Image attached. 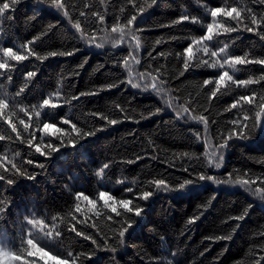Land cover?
Listing matches in <instances>:
<instances>
[{
	"label": "trees",
	"instance_id": "1",
	"mask_svg": "<svg viewBox=\"0 0 264 264\" xmlns=\"http://www.w3.org/2000/svg\"><path fill=\"white\" fill-rule=\"evenodd\" d=\"M3 3L0 264H264V0Z\"/></svg>",
	"mask_w": 264,
	"mask_h": 264
},
{
	"label": "snow or ice",
	"instance_id": "2",
	"mask_svg": "<svg viewBox=\"0 0 264 264\" xmlns=\"http://www.w3.org/2000/svg\"><path fill=\"white\" fill-rule=\"evenodd\" d=\"M54 2L57 3V4L59 5V0H54ZM9 7H10L9 3H3V4H2V7H0V13H3L4 10L9 9ZM221 11H222V9H220V8H216V9H214V10L211 12V16H212V17H216L219 13H221ZM223 11H224V15H226V16H231L232 19H234V20H236V19L239 17V12L236 11L235 9H233V10H223ZM233 11H236V15H233ZM101 19H102V18H101ZM135 19H136V17H132V19L129 20L128 23L131 24L132 21L135 20ZM238 22H239V21H238ZM251 22H252V23H256V21H255L254 18H253V20H252ZM77 27H79V25H77ZM213 28H214V25H213V24H209V25L207 26V30H208V33H209L208 39H211V38H212V37H211V33H212V31H213ZM232 30H233V29H230V28H229V29H225V31H232ZM114 31H115V29H114ZM224 50H225L224 48H221V49H220L221 52H224ZM186 51L188 52L189 56H191L192 49L189 47L188 49H186ZM205 51H207V49H205ZM5 52H6L9 56H11L12 59H14V60H16V61H23L24 59H26L25 56H23V55H18V54H16V53H14L13 50H12L11 48L6 49ZM50 55H51V56H55V55H57V53L53 52V53H51ZM212 55L215 56L216 53L213 52ZM41 59H43V58H41ZM229 63H231L232 66L235 67L236 65H240V64L248 63V61H247L245 58H243V57H239V56H237V57H234L231 61H229ZM257 63H260V64L264 65V60L257 61ZM215 66H216V65H213V67H215ZM220 66L223 67V65H220ZM185 67H187V64L185 65ZM7 68H9V65H8L7 63H0V69H7ZM34 75H35V73H33V72H28V73H27V77H33ZM262 79H264V77H262ZM225 80H228V81H231V80H232V76L228 75L227 72H225L223 75H221V76L219 77V80L216 82V89H217V90L220 89L221 84H223V83L225 82ZM253 82H254V81L249 80V81H236L235 83H237V84H239V85H247V84H251V83H253ZM204 83H205V84H208V83H210V81H205ZM213 96H215V92H213ZM240 99H241L242 101H251V100H252V97L244 96V97H241ZM237 103H239V101H238ZM43 104H44L45 106L51 105V107H53V108L59 106V105H57V104H52V102H51L50 99H45V100L43 101ZM3 105H4V102H3V101H0V106H3ZM232 107H237V104H233ZM110 123L115 124L116 121L113 120V121H110ZM234 123H235V122H234ZM52 127H53V126L50 125V124H46V125L44 126L45 131H48V130L51 129ZM73 127H74V126H73ZM54 150H55V149H54ZM36 151H37V152L40 151L39 146H37ZM215 167L219 168V167H220V164H216ZM0 179H4V177H3V176H0ZM199 179H200V180H204L205 177H204L203 175H201V176L199 177ZM208 179H211V177H209ZM9 183H11V181H9ZM155 183H156L157 186H160V185H163V184H164V181H163V180H157ZM191 183H192V181H190V180H189V181H185L184 184H181V185H180V188L183 189V188L185 187V184H191ZM242 183L247 184L248 181H243ZM258 193H260L262 196H264V189H260V190H258ZM80 195H83V193H81ZM100 195H101V197H103V198L105 199V202L107 203L108 195H107L106 193H100ZM151 195H152L151 192H144V193H143V199L147 200ZM84 198H85V199H88L86 196H85ZM120 203H121V204L123 205V207H124L125 209H127L128 211H130V212L133 211V209L129 207V204L131 203L130 201H128V200H123V201H120ZM111 210H112L113 213H116V212H117V208H116L115 206H112V207H111ZM140 211H141V210H140L138 207L135 209V212H136L137 215L140 214ZM120 235L123 236V235H124V232H120ZM28 243H29V244H32L33 242H32L31 240H29ZM33 247H35V246L33 245Z\"/></svg>",
	"mask_w": 264,
	"mask_h": 264
}]
</instances>
